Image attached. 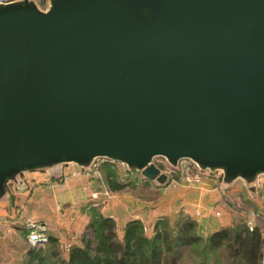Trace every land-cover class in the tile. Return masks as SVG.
<instances>
[{"label": "water", "instance_id": "1", "mask_svg": "<svg viewBox=\"0 0 264 264\" xmlns=\"http://www.w3.org/2000/svg\"><path fill=\"white\" fill-rule=\"evenodd\" d=\"M44 2V6H42ZM264 177V0L0 3V203L25 174L109 160Z\"/></svg>", "mask_w": 264, "mask_h": 264}, {"label": "rangeland", "instance_id": "2", "mask_svg": "<svg viewBox=\"0 0 264 264\" xmlns=\"http://www.w3.org/2000/svg\"><path fill=\"white\" fill-rule=\"evenodd\" d=\"M155 162L163 171L169 170L162 158H156ZM181 164L169 175L170 183L179 185L178 191L157 189L152 183L144 182L141 173L129 172L121 163L101 159L91 172L82 171L73 164L67 165L62 177L57 179L46 171L25 174L22 185L11 186L9 199L0 204V264H26L29 249L45 246L50 238L58 242L60 259L68 260L70 251L82 245L81 238L96 214L113 217L119 237H122L126 223L135 217H140L147 229H151L159 219L173 224L181 220L180 215L194 219L198 233L208 237L210 230L204 225L200 227L190 214L195 213L201 218L206 212L198 206L190 210L183 198L187 189L192 190L197 186L195 184H199L192 178L197 168L189 161ZM109 173L114 175L116 182L128 187L111 192L107 183ZM204 173L206 178L214 179L215 184L222 182L220 173ZM211 185L215 186L214 182ZM221 202L230 211L231 223L243 218L249 227L257 224L264 232V177L254 194L242 181H237L225 192ZM206 219L207 216H203V220ZM222 222L228 220L223 217ZM36 232L47 242H31L30 236ZM224 262L226 264V260ZM53 263L51 259L45 264Z\"/></svg>", "mask_w": 264, "mask_h": 264}, {"label": "trees", "instance_id": "3", "mask_svg": "<svg viewBox=\"0 0 264 264\" xmlns=\"http://www.w3.org/2000/svg\"><path fill=\"white\" fill-rule=\"evenodd\" d=\"M142 179L151 183L143 175ZM107 183L111 192L128 187L116 182L112 173ZM180 216L181 220L173 224L159 219L151 229L139 218L130 219L119 237L116 220L96 214L81 238L82 245L70 251L68 260L60 259L58 242L50 238L45 246L29 249L26 264H45L51 259L53 264H225L224 260L226 264L263 263L264 232L259 225L251 229L246 220L239 218L204 238L194 219Z\"/></svg>", "mask_w": 264, "mask_h": 264}, {"label": "crops", "instance_id": "4", "mask_svg": "<svg viewBox=\"0 0 264 264\" xmlns=\"http://www.w3.org/2000/svg\"><path fill=\"white\" fill-rule=\"evenodd\" d=\"M212 182H214L215 186L211 185ZM215 183L216 181L214 179L205 178L203 179L201 183L195 184L197 185L194 188L195 190L194 189L190 190V188L188 187L189 189L186 190L187 192L185 193V196L183 197L186 205L190 206V210L191 209L195 210L196 207L198 206V207H201L202 210L206 212V213H203L201 218L197 217L195 213L194 214L190 213V214L193 218L197 219L200 227H203L204 225L205 229H207L208 231L210 230L209 232L211 233L232 224L230 221L231 220L230 211L225 209V205L221 204L222 196H224L225 192L229 189L223 190L221 188V183L219 184H215ZM177 186L179 185L170 183L169 185L165 187H156V186L155 187L160 190L172 188L173 190L178 191ZM193 200L195 201L193 202ZM205 201H207L206 204L203 203ZM221 214H225V215L221 216ZM203 216H207V219L203 220ZM223 217L226 218L228 222L223 223L222 222ZM137 218L141 219L140 217H137ZM134 219H136V217Z\"/></svg>", "mask_w": 264, "mask_h": 264}, {"label": "built area", "instance_id": "5", "mask_svg": "<svg viewBox=\"0 0 264 264\" xmlns=\"http://www.w3.org/2000/svg\"><path fill=\"white\" fill-rule=\"evenodd\" d=\"M17 0H0V3H12L15 2ZM42 6H44V2L41 3ZM185 161H182L181 163H183ZM179 164V167H181L182 164ZM196 166V165H195ZM178 167V169H179ZM169 170L165 171L166 173H168L169 175H171V173L175 172L178 169H174L171 166L168 165ZM193 181L196 183H201L203 181V179H205L206 177L204 176V172H201L198 168L196 169V172L193 173L192 175ZM252 229V227H250ZM45 238L41 236L40 233L36 232V233H32L30 236V241L31 242H41V243H46L47 241L44 240Z\"/></svg>", "mask_w": 264, "mask_h": 264}]
</instances>
